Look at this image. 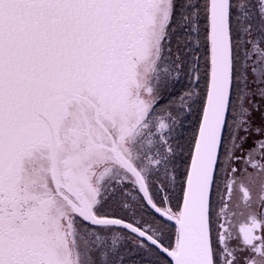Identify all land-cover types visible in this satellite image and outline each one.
<instances>
[{"label":"snow or ice","instance_id":"snow-or-ice-1","mask_svg":"<svg viewBox=\"0 0 264 264\" xmlns=\"http://www.w3.org/2000/svg\"><path fill=\"white\" fill-rule=\"evenodd\" d=\"M0 264H264V0H0Z\"/></svg>","mask_w":264,"mask_h":264}]
</instances>
